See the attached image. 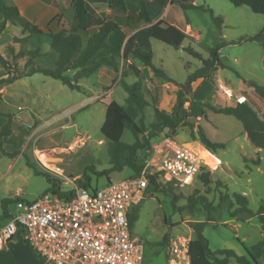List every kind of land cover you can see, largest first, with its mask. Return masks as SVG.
<instances>
[{"label": "rangeland", "instance_id": "1", "mask_svg": "<svg viewBox=\"0 0 264 264\" xmlns=\"http://www.w3.org/2000/svg\"><path fill=\"white\" fill-rule=\"evenodd\" d=\"M132 1L141 3V0ZM102 8L107 9L105 4L89 3L90 28L80 30L84 40L97 28L101 17L97 11ZM148 9L153 20L163 18L182 30L189 25L191 34L180 47L151 40L153 62L162 65L174 81H166L145 69L144 93L150 105L143 114L127 103L128 93L122 84L123 79L129 83L137 80L134 75L122 76L133 58L120 59L118 69L102 66L92 74L70 69L67 74L81 85V90L71 89L42 73L23 75L10 84H0V133L8 123L11 126L10 134L0 140L5 151L17 152L15 157L0 153V209L2 199L15 198L18 190H22L23 197L33 200L52 184L69 191L73 185L90 180L93 188H102L108 178L118 180L132 175L133 169L127 164L128 153L122 157L121 171L103 173L112 169L113 164L101 126L106 104L115 99L145 127L139 138H147L149 144L139 149L137 165H145L153 146L170 136L203 157L204 167L211 173L209 184L198 176L184 187L160 181L159 186L147 188L145 199L135 207L138 219L132 226V234L144 243V264H186V247L195 236L193 225L197 221L207 222L203 233L212 250L228 248L239 255H248L246 249L263 237L261 224L256 216L239 213L231 217L230 212L237 207L233 204L234 198L221 201L220 196L227 192L243 194L254 212L264 205V150L250 141L240 120L212 111L208 103L220 107L246 100L264 119V98L251 85L255 83L264 89V42L249 39L264 29V14L253 12L247 5L235 6L230 0H168L164 6L150 2ZM215 17H220L221 22ZM77 25L76 15L62 14L52 28L71 30ZM9 31L20 39L9 41L8 33H0V51L10 59L11 65L16 64L25 71L31 67H25L28 54L14 60L10 47L15 52L34 47L45 54L36 57L33 64L54 66L57 53L48 36L23 33L18 24L11 25ZM217 46H221L219 59L223 66L213 69L209 77L189 84L191 76L205 66L204 59L210 58ZM135 62L143 67L139 61ZM0 73L7 75L8 72L0 65ZM178 99L182 118L179 125L155 132L152 128L156 121L155 108L172 113ZM190 124L202 125L212 141L225 143L216 152L209 150L213 155L210 161L206 147L191 138ZM122 140L133 143L136 137L126 129ZM38 151H45L50 165L41 160ZM28 161L38 171L48 173L53 183L44 175L36 174ZM175 195L178 199L174 204ZM202 196L215 205L214 210L205 209ZM9 210L20 212L15 203L9 205ZM240 218L247 221L241 222ZM4 223L5 220L0 225ZM11 246L19 264H41L21 240ZM259 262L264 264V248ZM230 264L238 263L232 258Z\"/></svg>", "mask_w": 264, "mask_h": 264}, {"label": "trees", "instance_id": "2", "mask_svg": "<svg viewBox=\"0 0 264 264\" xmlns=\"http://www.w3.org/2000/svg\"><path fill=\"white\" fill-rule=\"evenodd\" d=\"M87 1L105 4L107 8L111 9V12L107 14L105 10H102V17L97 21V28L86 40H84L80 30L87 31L90 28V11ZM152 1L159 6H164L168 2V0ZM230 2L235 6L247 5L253 12L264 14V0H230ZM149 3L150 0H141L140 6H136L127 0H71V5L78 19V25L76 28L66 30L59 27L53 29L51 26L47 29H42L34 22L22 16L16 5L9 4L6 0H0V11L4 16L0 23V32H3L9 25L18 24L21 26L24 33L37 36H48L51 40L53 50L57 53L54 66L48 67L33 64V60L41 55L39 49H29L26 52L24 50H19L15 52L14 48L10 47L12 59L14 60L28 54L25 67H31L25 71L21 70L16 64L11 65L10 59L6 58L0 51V65L8 72L7 75L6 73H0V84H10L23 75L42 73L60 80L71 89L81 90V85L78 82H74L70 75L67 74L70 69H80L87 74H92L102 66L118 69L120 59L130 60L133 58L134 61H130L127 67L122 71V76L125 78L134 75L137 77V80L129 83L123 79L122 84L128 93L126 98L127 103L134 106L139 113L143 114L145 107L150 105V101L144 93L143 81L145 69H150L154 76L161 77L166 81H174L162 65H156L153 62L154 53L151 40L157 39L171 46L180 47L185 38L189 35L175 24L166 22L163 18L156 21L153 20L148 9ZM191 7L195 6L193 5ZM60 17L61 14L58 15L57 19L59 20ZM215 19L221 22L220 17H215ZM124 28H127L131 32L128 38ZM249 39L264 42V29L259 34L249 37ZM220 48L221 46H217L212 49L210 58L204 59L205 66L199 69L194 77L191 76L189 84L198 78L209 77L213 69L222 65L219 59ZM189 50L201 57V55L192 48H189ZM135 60L139 61L143 67L141 68ZM251 85L254 86L256 92L264 98L263 87L255 83H251ZM180 106L181 101L178 99L172 113L155 108L156 121L152 123L153 130L157 132L164 128L175 129L182 120L180 117ZM208 107L214 112L233 115L240 120L250 141L257 148L264 150V119L259 116L257 111L246 100L220 107L208 103ZM196 127L197 130L195 131ZM190 128L191 138L198 139L209 150L216 152L217 149L225 147V143L223 142L212 141L202 125L194 126L190 124ZM126 129L136 137L135 142L128 143L122 140V136ZM101 131L108 141V151L111 163L113 164L112 169L103 172L104 175H109L111 170L121 171L123 169L122 157L125 153H128L127 164L133 169L132 174L140 172L143 169L144 165L139 166L135 162L139 149L149 144L147 138L144 140L139 138V134L145 131L143 122L142 124L137 123L128 110L115 99H110L106 104L105 120L101 126ZM10 132L11 126L8 123L1 130L0 139L5 135H9ZM0 153L11 157L17 155L16 151L12 153L5 151L2 147L1 140ZM28 165L36 174L44 175L51 184L53 183L48 173L38 171L29 161ZM210 175V171L202 166L196 178L200 176L205 184H209L211 182ZM108 181H111L110 178H108ZM160 181L161 180L155 175L149 176V186L152 185L157 187L160 185ZM166 183L173 186L170 182ZM217 184H220V181H218ZM79 185L91 188L92 190L96 189L92 187L90 180L83 181ZM49 190L57 191L59 189L52 184ZM169 190H172V188L170 187ZM227 198H234L233 204L237 205V207L230 212L231 217H237L239 213L247 214L248 217L256 216L264 231V205L254 212L249 207V201L245 195L236 192L231 194L228 192L221 193V201ZM177 199L178 196L175 195L173 198L174 204ZM201 201L208 212L215 209V205H213L211 201H208L207 197L202 196ZM15 202L16 198L9 197L2 199L0 224L3 220L12 216L9 205ZM129 219L132 227L134 222L138 219L135 207L131 210ZM238 220L241 222L246 221V219L243 218ZM206 223V221H197L193 225L195 236L189 241L187 251L190 264H230L232 258H234L238 264H260L259 258L264 248V236L261 240L252 245L250 249H246L248 255H239L235 250L228 248L212 250L209 246V239L203 233ZM12 239H18L24 242L34 256L38 258V255L23 237V231L21 229L17 235L10 240ZM164 239H167V237L165 236ZM0 264H17L16 257L10 249L6 247L0 248Z\"/></svg>", "mask_w": 264, "mask_h": 264}, {"label": "built area", "instance_id": "3", "mask_svg": "<svg viewBox=\"0 0 264 264\" xmlns=\"http://www.w3.org/2000/svg\"><path fill=\"white\" fill-rule=\"evenodd\" d=\"M203 158L165 136L153 146L140 172L111 180L102 188L73 185L36 199L16 191L19 213L0 225V246L23 231L41 264H144V243L132 234L129 214L144 199L149 176L184 187L191 184ZM186 247V258L188 257Z\"/></svg>", "mask_w": 264, "mask_h": 264}, {"label": "crops", "instance_id": "4", "mask_svg": "<svg viewBox=\"0 0 264 264\" xmlns=\"http://www.w3.org/2000/svg\"><path fill=\"white\" fill-rule=\"evenodd\" d=\"M127 1L132 2L136 6H140V3L137 4L136 2H133L132 0H127ZM150 2H153V1L150 0ZM7 3L12 4V5H16L22 16H24L26 19L34 22L35 24H37L42 29H47L50 26L52 27V25L55 23L59 14H61V16H62V14H68V15H72V16L75 15V10L71 5V0H13L12 2H7ZM89 3H92V2L87 1L88 8H89ZM102 10H105V12L107 14H109L111 12L110 8H107V9L102 8V9H100V11L98 9L97 12H99L101 17H102ZM3 18H4V16H3L2 12L0 11V23L3 20ZM12 25H14V24H12ZM10 26L11 25H9L3 32H0V33H8L9 36L11 37L9 41H13L15 39L20 40L18 38V36H16V33L9 31ZM124 31L127 33V38H128L131 35V32L127 28H124ZM184 31L187 32L188 34H191V27L188 25L184 29ZM40 36H45V35H40ZM32 49H39L41 55L45 54L40 48H34L33 47ZM38 58L39 57H37V59ZM263 236H264V234H263ZM18 241H20V240H18V239L8 240L7 242H5L4 244H2L0 246V248H2V247L8 248L14 253L16 260H17V264H19L18 257L16 256L15 250L12 248L11 245L16 244V242H18ZM185 263L190 264L189 256L186 258Z\"/></svg>", "mask_w": 264, "mask_h": 264}, {"label": "bare ground", "instance_id": "5", "mask_svg": "<svg viewBox=\"0 0 264 264\" xmlns=\"http://www.w3.org/2000/svg\"><path fill=\"white\" fill-rule=\"evenodd\" d=\"M188 145V144H187ZM72 147H74V146H72ZM204 147V146H203ZM205 149V152L206 153H208V161H210L211 160V158L213 157V155H212V153L209 151V149L208 148H204ZM45 152V151H44ZM44 152H41V151H38L37 153L39 154V156H40V158H41V160L45 163V164H48V165H50L49 164V157L47 156V154L46 153H44ZM203 158V157H202Z\"/></svg>", "mask_w": 264, "mask_h": 264}]
</instances>
